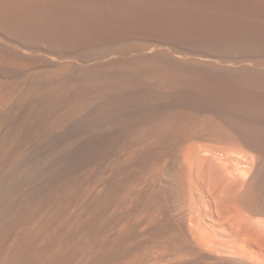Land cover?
Listing matches in <instances>:
<instances>
[{"label":"bare ground","instance_id":"obj_1","mask_svg":"<svg viewBox=\"0 0 264 264\" xmlns=\"http://www.w3.org/2000/svg\"><path fill=\"white\" fill-rule=\"evenodd\" d=\"M0 264H264V0H0Z\"/></svg>","mask_w":264,"mask_h":264}]
</instances>
